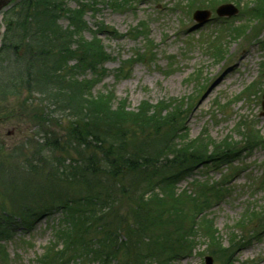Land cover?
I'll return each mask as SVG.
<instances>
[{
  "label": "rangeland",
  "instance_id": "obj_1",
  "mask_svg": "<svg viewBox=\"0 0 264 264\" xmlns=\"http://www.w3.org/2000/svg\"><path fill=\"white\" fill-rule=\"evenodd\" d=\"M67 1L70 7L78 4V0ZM123 1L124 6L119 10L101 1L97 11L89 10L85 14L86 38L90 40L99 33L111 54L106 63L108 73L94 92L113 90L119 99L127 98L128 109L134 111L143 100L155 104L161 99L177 98L189 108L183 139L206 135L208 142L220 143L231 135L233 147L241 148L230 161L201 165L177 185L178 193L206 188L210 195L218 197L210 200L207 216L202 219L213 221L220 244L207 231L189 228L197 204L184 198L180 203L184 213L175 221L171 218L173 222L169 224H158L155 231L171 230L176 234L178 228L181 238L188 235L186 247L173 264H206L207 255L213 257V264H264V116L261 114L264 27L257 30V23L249 24L250 13L249 16L244 13L255 7L254 0H121L120 3ZM225 3L233 4L238 12L228 17L218 16L216 7ZM197 9L211 11L200 25L192 16ZM16 11L14 8L6 17L15 18ZM3 12H0V45L5 29ZM62 22L67 25V20ZM100 22L108 28L101 31ZM237 25H242L240 31L236 30ZM141 27V36L136 37ZM237 32L242 35L238 36ZM10 37H14L12 30L0 58H7ZM211 41L221 45L220 53H215ZM121 66L123 73L118 77L117 69ZM37 109L42 111L36 113ZM53 109L36 92L28 94L23 90L17 95L0 97V216L13 224L12 237L1 241L5 253L0 256V264H40L49 250L48 256H53L55 232L64 219L60 203L79 199L86 193L85 187L73 178L58 175L56 180H50L47 176L52 159L66 166L80 158L64 142L65 127L70 121L68 111ZM41 116L48 120L45 125L38 123ZM42 128L59 131L64 148L52 153L43 151L40 159ZM247 130L253 131L257 146L249 141L251 134L246 138ZM33 153L44 162L46 169L41 173L30 172L24 163L25 157L33 158L30 156ZM37 164L33 161L31 166L36 168ZM193 179L199 183L192 185ZM146 188L143 185L142 191ZM156 192L160 190L157 188ZM22 216L32 221L24 222ZM120 236L125 240L122 231ZM190 241L193 252L186 254ZM228 254L231 263H226ZM111 264L121 262L115 259Z\"/></svg>",
  "mask_w": 264,
  "mask_h": 264
},
{
  "label": "trees",
  "instance_id": "obj_2",
  "mask_svg": "<svg viewBox=\"0 0 264 264\" xmlns=\"http://www.w3.org/2000/svg\"><path fill=\"white\" fill-rule=\"evenodd\" d=\"M101 1L114 10L124 6L121 0H78L75 7H70L67 0H17L4 13L0 56L6 48L9 31L14 32V37H10L7 58H0L5 60L0 62V97L17 95L23 90L28 94L36 92L53 110L68 111L70 121L65 127L64 142L80 158L66 166L52 159L47 176L56 180L58 175H66L86 189L79 199L60 203L64 219L51 246L55 254L48 256L49 250L40 264L52 261L111 264L115 259L121 264H173L186 247L188 235L181 238L177 227L176 234L171 230L160 233L155 228L175 221L184 213V207H180L183 198L197 204L189 228L207 231L220 244L213 221L202 219L207 216L210 200L217 197L206 188L178 193L177 185L201 165L230 161L241 148L233 147L231 135L220 143L208 142L206 135L183 139L189 108L177 98L161 99L155 104L143 100L134 111L128 109L127 98L119 99L113 90L94 92L108 73L106 63L111 54L99 33L90 40L86 38L85 14L89 10L97 11ZM254 3L255 7L244 13L248 16L250 13L249 24L257 23L260 30L264 27V0ZM14 8H17L16 17L7 18ZM66 20L64 26L62 21ZM230 23L232 26L233 22ZM100 25L101 31L108 28L103 22ZM241 27L237 25L236 30L240 31ZM142 30L139 28L135 36L140 37ZM214 43L211 41V46L218 54L221 45ZM89 72L91 76L87 75ZM122 73L123 66L117 69L118 77ZM46 120L41 116L38 123L45 125ZM44 129L39 130L42 138L39 158L43 151L52 153L63 147L59 131ZM245 134L246 138L251 134L249 141L258 145L252 137L253 131L247 130ZM30 156L33 158L25 157L24 161L30 172L41 173L46 169L34 153ZM33 161L40 165L37 164L40 170L31 166ZM193 180L192 185L199 183ZM143 185L147 187L145 191ZM157 188L160 192H156ZM28 217L22 216L23 221H32ZM12 226L10 220L0 216V256L5 253L1 241L12 237ZM121 231L126 235L125 240L120 238ZM191 243L186 254L193 250ZM227 259L231 263V255Z\"/></svg>",
  "mask_w": 264,
  "mask_h": 264
},
{
  "label": "water",
  "instance_id": "obj_3",
  "mask_svg": "<svg viewBox=\"0 0 264 264\" xmlns=\"http://www.w3.org/2000/svg\"><path fill=\"white\" fill-rule=\"evenodd\" d=\"M12 0H0V9H2L4 6L8 5ZM217 12L219 15H233L237 13V8L234 7L233 4H223L218 7ZM210 15L209 11L204 10H197L194 13V18L198 20L200 23L205 22ZM263 108H264V101H263ZM264 114V113H263ZM206 263L212 264L213 258L211 256L206 257Z\"/></svg>",
  "mask_w": 264,
  "mask_h": 264
}]
</instances>
